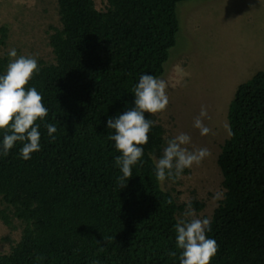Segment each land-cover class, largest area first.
I'll return each mask as SVG.
<instances>
[{"label": "trees", "instance_id": "trees-1", "mask_svg": "<svg viewBox=\"0 0 264 264\" xmlns=\"http://www.w3.org/2000/svg\"><path fill=\"white\" fill-rule=\"evenodd\" d=\"M180 1L105 0L100 10L93 0H56L59 27L48 36L54 62H38L25 86L48 109L36 121L40 150L25 160L27 141H17L4 154L8 129H0V220L23 225L0 264H180V206L161 188L152 159L162 127L150 129L122 188L121 153L107 128L109 117L134 107L141 75L161 76ZM5 38L0 26V46ZM9 62L0 56V75ZM226 119L216 158L223 197L206 230L218 245L210 264H264V71L236 85ZM48 124L57 129L52 136Z\"/></svg>", "mask_w": 264, "mask_h": 264}, {"label": "rangeland", "instance_id": "rangeland-1", "mask_svg": "<svg viewBox=\"0 0 264 264\" xmlns=\"http://www.w3.org/2000/svg\"><path fill=\"white\" fill-rule=\"evenodd\" d=\"M93 3L101 10L106 2ZM176 16L175 43L158 78L167 84L169 103L165 110L149 114L162 127L163 139L152 159L156 164L167 141L181 132L191 137L186 145L189 151L209 150L199 164L185 168L178 178L159 183L180 206L177 220L184 218L189 205L197 217L210 219L222 199L213 197L224 191L216 158L228 136V103L237 84L264 71V0H182L176 3ZM0 26L6 28L0 56L7 55L10 61L8 53L14 48L18 57L54 62L48 36L53 27H59L56 0H0ZM202 107L207 110L203 124L211 129L207 135L193 126ZM22 226L16 218L10 225L0 220V254L18 241Z\"/></svg>", "mask_w": 264, "mask_h": 264}, {"label": "clouds", "instance_id": "clouds-1", "mask_svg": "<svg viewBox=\"0 0 264 264\" xmlns=\"http://www.w3.org/2000/svg\"><path fill=\"white\" fill-rule=\"evenodd\" d=\"M8 55L13 59L8 63L6 73L0 75V129H8L3 136L2 147L4 154H7L17 141H27L20 149L22 158L27 160L32 152L40 150V132L36 121L44 119L48 109L35 87L25 88L39 70L37 59L23 55L18 57L14 48ZM166 88L163 79L151 74L141 75L133 90L134 107L107 120V128L114 130L109 139L115 142L116 149L121 153L115 160L122 172L118 178L120 188L125 187L131 178L132 166L143 156L141 146L148 142V133L155 124V121L146 118L145 113L161 112L169 103ZM203 117H207V110L202 107L193 126L200 130L201 135H207L211 129L203 124ZM46 127L50 136L57 130L52 124ZM190 142L191 137L183 132L167 141L155 165L159 181L173 176L178 178L185 168L199 164L209 154L207 148L189 151L186 145ZM222 197L223 193L218 192L213 199ZM206 230H210V220L197 217L189 205L184 218L178 219L175 225L176 245L182 250L180 264H210L218 245L214 239L206 237Z\"/></svg>", "mask_w": 264, "mask_h": 264}]
</instances>
